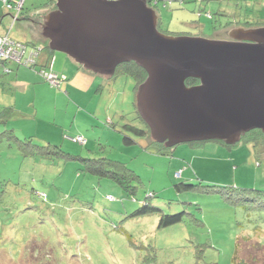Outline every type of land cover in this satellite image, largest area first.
I'll list each match as a JSON object with an SVG mask.
<instances>
[{"label":"rangeland","instance_id":"rangeland-1","mask_svg":"<svg viewBox=\"0 0 264 264\" xmlns=\"http://www.w3.org/2000/svg\"><path fill=\"white\" fill-rule=\"evenodd\" d=\"M153 2L167 35L227 39L231 22L264 23V0ZM54 6L26 0L13 22L15 10L0 0V33L48 53L41 23ZM60 57L72 65L63 68ZM52 59L63 72L60 87L35 72H20L13 90L0 83V110H16L0 114V264H236L238 246L243 264H264V142L163 148L124 128L145 126L134 77L86 70L62 52ZM79 136L85 145L75 142ZM125 136L136 143L126 145ZM47 145L55 148L36 147ZM81 158L124 164L138 176L128 181L135 194L91 174ZM145 200L156 211L136 216ZM174 214L182 221L159 226Z\"/></svg>","mask_w":264,"mask_h":264},{"label":"water","instance_id":"water-1","mask_svg":"<svg viewBox=\"0 0 264 264\" xmlns=\"http://www.w3.org/2000/svg\"><path fill=\"white\" fill-rule=\"evenodd\" d=\"M55 1L41 24L49 49L95 73L140 66L147 78L136 105L154 139L175 147L264 132V27H234L227 39L175 36L159 30L146 0Z\"/></svg>","mask_w":264,"mask_h":264},{"label":"trees","instance_id":"trees-1","mask_svg":"<svg viewBox=\"0 0 264 264\" xmlns=\"http://www.w3.org/2000/svg\"><path fill=\"white\" fill-rule=\"evenodd\" d=\"M2 1L4 3V6H6L7 10H9V11H14L15 10L14 9L15 5H17V3L19 2V0H16V1H13V0H2ZM4 1H6V2H4ZM25 1H24L22 10L20 11L19 15L17 16V19L14 20L13 22L19 20V18L21 17V15L23 13ZM51 1L55 5L56 1L55 0H51ZM153 1L154 0H146V2L151 7H153L152 6L153 3H154ZM156 4H158V2H156ZM12 7H13V9H12ZM55 8H56V5L54 6L53 9H55ZM14 14H15L14 17H16V14H17L16 11L14 12ZM39 14H41V13H39ZM39 14H37V15L39 16ZM236 20H238V19H236ZM257 23H259V22H257ZM238 25L243 26V27H248V28H255V27L264 26V23L261 22V24H255V22L254 23H251L250 20L245 19V20H241V21L231 22L230 25H228L226 28H228L230 26H238ZM5 35H8V33H5ZM173 35H175V34H173ZM175 36H181V35H175ZM10 37H11V35H10ZM13 40H15V39H13ZM16 42H19V41H16ZM19 43H22V42H19ZM22 44H24L26 47H28V52L30 50H39V52L42 50L41 47H36V46L30 45L29 43H22ZM29 46H30V48H29ZM48 51H49V53L51 55L54 54V52L51 51L50 49H48ZM0 63H2V64L8 63V64H16L18 66H25V65L17 64L15 61H12V60H4V61H0ZM49 64L50 65H48L47 67L45 66L46 68L44 67L45 69L44 68L41 69L40 72L43 71V70H46V71H53V72H55L57 74L58 72H56V71H54L52 69V65H51L52 64V61ZM35 66L36 65H30V64H28L26 67L33 68ZM6 70L10 71L9 69H6ZM118 70H121L122 73L128 74V75H130V76H132V77L135 78V80L137 81L136 91L138 90V87L147 78L146 72L140 66H138L134 62L125 63V64L120 65L116 69L115 73L113 74L114 76H115V74L117 73ZM8 71H6V72L8 73ZM197 83H198V81H196L194 79H190V80L187 81V85L188 86H193V85H196ZM136 107H137V105H136ZM15 111L16 110H15L14 107H3L0 110V114L3 117H10L11 115H14L16 113ZM137 111H138V109H137ZM139 118L141 120H143V122L145 123V126L143 125V128H138V127H136L134 125L126 124L124 126V128L126 129V131L131 132L136 137H143V138L149 137L152 140L151 141L152 143L157 144V145H160L163 148H172L171 151L174 150L173 149L174 147L167 146L166 142H160V141L154 139L152 137V135H151L150 126L146 123V121H144V119L142 118V116L140 114H139ZM79 137H81V136H79ZM14 138L16 140H20L16 135L14 136ZM29 140H31V139H29ZM75 142H77V141L75 140ZM240 142H251V143H255L257 145H260V144H262V142H264V132L261 131V130H252V131H250V132L242 135L241 138H240V140L238 142H236V143H227V144L228 145L229 144L236 145V144H238ZM77 143H79V142H77ZM124 143L126 145H132V144H135L136 141H135V139H132L129 136H125L124 137ZM85 144H86V142L84 144H82V145H85ZM36 147L41 148V149H46V148L47 149H51V148H55V146H53V145H47V146H44V147L36 146ZM61 154H64V153L61 152ZM65 155L67 156V154H65ZM81 161H83V162L86 163V165H87L86 166V170L89 171L91 174L96 175V176H99V177H102V178L107 177V176L108 177H112L113 179H115L118 182V184L121 187H123L124 189H126L127 191H129L132 195L135 194L136 187L130 186L128 183H131V182H128V181H132L133 178H138V176H136L135 173L132 170L128 169L124 164H122V163H120L118 161H106V164L104 166V164L102 162H100V161L98 162V161L93 160V159H82L81 158ZM257 165H259V163H257ZM115 167L116 168L124 167V168L123 169H119V170L116 171L115 170ZM180 175H181V173H180ZM206 188L208 190H212V189L213 190H216L217 192H219L221 190L220 187H216V186H207ZM178 189L179 190H185L186 191V190L190 189V186L189 185H182V186L178 187ZM233 191L234 192L237 191V188L232 187L229 192H233ZM150 196L151 197H154L155 195L153 193H150ZM229 197H230V200L234 201L231 194H229ZM154 211H156V209L155 208H152L150 206V204L147 202V200H145L144 203L142 204V208H140L138 211H136L135 215L136 216L145 215V214L147 215L148 213H152ZM180 221H182V215L181 214L164 215L160 219L159 226L160 227H162V226L163 227L164 226H169V225L178 223ZM240 250H241V248H239V246H238L237 251H236V254H235V257H234V261L236 262V264H243L241 262L242 259H241V256L239 254L240 253Z\"/></svg>","mask_w":264,"mask_h":264},{"label":"built area","instance_id":"built-area-1","mask_svg":"<svg viewBox=\"0 0 264 264\" xmlns=\"http://www.w3.org/2000/svg\"><path fill=\"white\" fill-rule=\"evenodd\" d=\"M24 1L25 0H19L17 5H15L14 9L17 14L14 20L17 19V16L22 10ZM38 54L39 50H30L28 52V47H26L22 43L13 40L9 34L0 35V61L12 60L15 61L17 64L27 66L28 64H31L29 63L30 59L34 61ZM40 74L42 75L44 80L48 81L54 87H60L63 82L60 80V74H56L53 71L43 70L40 72ZM76 141L80 144H84L86 142L83 137H78Z\"/></svg>","mask_w":264,"mask_h":264},{"label":"crops","instance_id":"crops-1","mask_svg":"<svg viewBox=\"0 0 264 264\" xmlns=\"http://www.w3.org/2000/svg\"><path fill=\"white\" fill-rule=\"evenodd\" d=\"M14 21V20H13ZM3 21L2 19H0V24H2ZM4 35L5 33H0V35ZM38 47H41L42 50L39 52V55L36 57V66L34 68H22V66H18V65H14V64H11L13 66L12 69L15 68V74L12 73V70H11V67L9 66L8 63L6 64H2L0 63V83L2 84V90L4 89V87L10 89V90H13L14 87H16V85L19 83V79H20V75L19 73L21 72V74L26 78V76L28 74H30L31 72H35L36 74L37 73H40V70L43 69L45 66L47 67L48 65H50L49 63L52 61V69H53V59H52V55H50L49 51L48 53H46L44 50V48L42 46H38ZM57 59V58H56ZM60 61H61V64L63 65V68H66L68 65H72L68 59H65V58H61L60 57ZM74 62V61H73ZM18 66V67H17ZM45 67V68H46ZM44 68V69H45ZM49 68V67H48ZM6 69H9L10 71L7 73L6 72ZM56 71V70H55ZM58 73H63V72H59V71H56ZM7 74V75H5ZM41 75V74H40ZM35 76V75H34ZM5 93H3L4 95ZM2 95V96H3ZM0 99H3V98H0ZM1 103V102H0ZM1 105V104H0ZM3 105V104H2ZM3 107H6V106H1V108ZM9 107H12V106H9Z\"/></svg>","mask_w":264,"mask_h":264},{"label":"flooded vegetation","instance_id":"flooded-vegetation-1","mask_svg":"<svg viewBox=\"0 0 264 264\" xmlns=\"http://www.w3.org/2000/svg\"><path fill=\"white\" fill-rule=\"evenodd\" d=\"M15 18V17H14ZM248 28V27H243V26H240V25H238V26H233V27H228V28H226L225 30L228 32L230 29H232V28Z\"/></svg>","mask_w":264,"mask_h":264},{"label":"clouds","instance_id":"clouds-1","mask_svg":"<svg viewBox=\"0 0 264 264\" xmlns=\"http://www.w3.org/2000/svg\"><path fill=\"white\" fill-rule=\"evenodd\" d=\"M15 18H13V20H14Z\"/></svg>","mask_w":264,"mask_h":264}]
</instances>
